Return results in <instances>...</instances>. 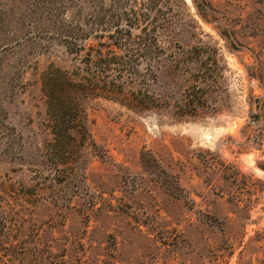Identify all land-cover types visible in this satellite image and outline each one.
<instances>
[{"label":"rangeland","instance_id":"obj_1","mask_svg":"<svg viewBox=\"0 0 264 264\" xmlns=\"http://www.w3.org/2000/svg\"><path fill=\"white\" fill-rule=\"evenodd\" d=\"M200 1H175L155 106L83 100L63 182L41 76L73 64L62 27L118 1L0 0V264H264V0Z\"/></svg>","mask_w":264,"mask_h":264},{"label":"trees","instance_id":"obj_2","mask_svg":"<svg viewBox=\"0 0 264 264\" xmlns=\"http://www.w3.org/2000/svg\"><path fill=\"white\" fill-rule=\"evenodd\" d=\"M117 1L108 17L96 7L87 20L62 27L73 64L51 65L41 76L51 134L44 145L45 157L58 175L64 171L63 182L76 172L80 149L92 142L83 100L104 97L140 108L157 104L147 88L155 76V63L164 54L161 38L174 20L176 0ZM194 4L200 14L210 7L205 0ZM167 13L169 18H164ZM89 37L96 41L88 43ZM132 85L138 86V94L128 95Z\"/></svg>","mask_w":264,"mask_h":264}]
</instances>
